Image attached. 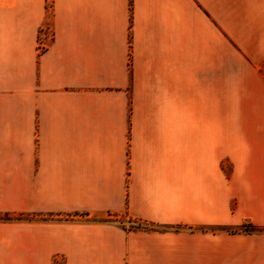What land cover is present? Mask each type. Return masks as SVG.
<instances>
[{
  "label": "crops",
  "instance_id": "0c3cea01",
  "mask_svg": "<svg viewBox=\"0 0 264 264\" xmlns=\"http://www.w3.org/2000/svg\"><path fill=\"white\" fill-rule=\"evenodd\" d=\"M129 18L0 0V208L35 214L27 264H264V119L227 120L264 113V0Z\"/></svg>",
  "mask_w": 264,
  "mask_h": 264
},
{
  "label": "rangeland",
  "instance_id": "374dc122",
  "mask_svg": "<svg viewBox=\"0 0 264 264\" xmlns=\"http://www.w3.org/2000/svg\"><path fill=\"white\" fill-rule=\"evenodd\" d=\"M44 29L49 30L46 27ZM236 119H264V113H227V120ZM5 213H8L10 217H7ZM18 213L22 214L19 218L16 217ZM40 215L46 220L55 219V216H51V214ZM33 217L35 218V214L24 210L0 208V264H27L25 224L27 221H31ZM106 219L109 220L110 218ZM117 222L122 223L124 226L141 225V222L137 220H129V222H132L129 224L123 219H117ZM54 261L56 264L58 258H55Z\"/></svg>",
  "mask_w": 264,
  "mask_h": 264
},
{
  "label": "trees",
  "instance_id": "16d2710c",
  "mask_svg": "<svg viewBox=\"0 0 264 264\" xmlns=\"http://www.w3.org/2000/svg\"><path fill=\"white\" fill-rule=\"evenodd\" d=\"M52 6H53V0H45V10L49 14V17L52 16ZM131 6H132V0H129V11H130L129 21H130V23H131ZM50 25H51V20L46 22L45 27L49 28ZM42 29L43 28L39 29V32ZM52 39H53V32H51L50 41ZM46 48H47V46L45 44H39L38 45V54L39 55L42 54L46 50ZM5 214L7 215V217H10V215L8 213H5ZM20 215H22V214L18 213L16 217L19 218ZM6 219H9V218H6ZM129 228H131V227H129ZM259 229L260 228H257L256 226H254L253 224H251L249 222H244V223L238 225L237 227L227 228V231H229L230 233H235V232H239V231L253 232V231H256V230H259Z\"/></svg>",
  "mask_w": 264,
  "mask_h": 264
}]
</instances>
